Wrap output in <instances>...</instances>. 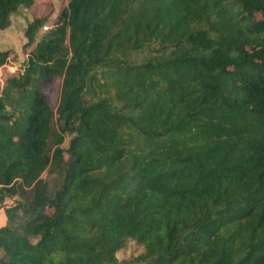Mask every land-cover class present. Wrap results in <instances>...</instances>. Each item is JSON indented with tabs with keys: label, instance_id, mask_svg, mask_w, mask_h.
I'll return each instance as SVG.
<instances>
[{
	"label": "trees",
	"instance_id": "16d2710c",
	"mask_svg": "<svg viewBox=\"0 0 264 264\" xmlns=\"http://www.w3.org/2000/svg\"><path fill=\"white\" fill-rule=\"evenodd\" d=\"M20 8L0 264H264V0H0V30Z\"/></svg>",
	"mask_w": 264,
	"mask_h": 264
},
{
	"label": "rangeland",
	"instance_id": "374dc122",
	"mask_svg": "<svg viewBox=\"0 0 264 264\" xmlns=\"http://www.w3.org/2000/svg\"><path fill=\"white\" fill-rule=\"evenodd\" d=\"M68 0H53L54 3V13L60 11L63 8ZM45 7L43 5H38L32 8V12L35 15H40L44 12ZM56 17V16H53ZM30 19V14L25 8H20L15 13L10 16L9 25L0 30V48L1 49H12L13 53L10 55L8 63L0 69V85L5 79L6 76L14 73V71L20 67L23 59L27 52L22 49V45L25 42L23 36V30ZM50 26L47 25L43 28V31L47 30ZM15 55V56H14ZM14 57V58H13ZM60 79L55 78L52 82L42 86L43 92L47 96L48 103L54 109L57 105L58 91H59ZM67 144V138L63 142V146ZM10 199L6 200V203H10ZM4 217V213H3ZM140 250L138 245H135L132 242L127 243V245L117 252L118 259L124 261L129 259L131 256L137 254Z\"/></svg>",
	"mask_w": 264,
	"mask_h": 264
},
{
	"label": "crops",
	"instance_id": "0c3cea01",
	"mask_svg": "<svg viewBox=\"0 0 264 264\" xmlns=\"http://www.w3.org/2000/svg\"><path fill=\"white\" fill-rule=\"evenodd\" d=\"M5 218L3 217V210L0 209V225L4 223Z\"/></svg>",
	"mask_w": 264,
	"mask_h": 264
}]
</instances>
